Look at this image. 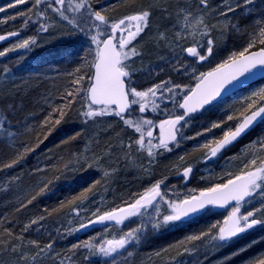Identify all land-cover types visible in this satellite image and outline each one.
Instances as JSON below:
<instances>
[{
  "label": "snow or ice",
  "instance_id": "obj_1",
  "mask_svg": "<svg viewBox=\"0 0 264 264\" xmlns=\"http://www.w3.org/2000/svg\"><path fill=\"white\" fill-rule=\"evenodd\" d=\"M122 3L125 0H121ZM99 3V0H96ZM254 0H236L235 3H225L222 8L217 10L218 15L224 18L223 24L225 29L237 32L245 38V41L239 51H233L229 56L218 63L208 72H200L195 75V87L182 86L174 83L171 79L153 84L145 90H138L132 82L135 69L132 68L133 58L141 57L142 51L133 42L139 41L142 35H146L151 27L153 14L159 12L163 18L173 21V28L177 29L174 33L172 43L180 48L181 52L192 57L195 61L203 62L213 55L215 40L211 36V32L215 29V25L207 22L208 14L213 10L210 0H195L194 3H177L172 4H148L141 5L131 14L123 15L120 18L110 16L109 9L116 10V5L95 7L93 0H12L6 6H0V13H4L7 9L16 8L17 5L30 4L27 12H17L0 18V24L7 23L9 20H16L23 17L24 25L31 21L28 13L39 17L42 20L54 21L55 23H66L67 30L62 33L68 38H83L87 42L88 49L86 54L81 58L78 66L68 75L73 79L72 85L76 86L72 90H65L61 97L65 103L53 107L51 112L45 117L43 124L47 125L53 120V127L60 125L62 121L69 118L70 113L76 112L83 119V123L94 121L95 118L107 115H115L119 117L127 128L132 129L139 136L126 147L129 152L125 156L131 154L133 144L137 151L144 150L147 153L149 163L151 164L164 151H171L170 145L179 146L180 140L183 139L181 128L188 123L187 118L191 114L204 109L213 100L221 95L229 85L234 81H238L241 77L253 75L254 70L264 69V19L255 20L252 31L242 29L239 22L233 23L229 19V14H235L237 10L247 12ZM170 9L172 11H170ZM174 11V15H173ZM51 12L53 15H49ZM53 24L41 23L40 30L48 32ZM169 29L164 28L163 31L157 30V34L153 40L157 43L160 41L168 42ZM19 35L18 32H8L6 35H0V41H4L9 37ZM199 35L200 40L195 39ZM186 36L192 37V46L183 47L180 44ZM206 38V39H205ZM203 40V43H201ZM37 45L35 37L24 39L14 44L12 47L0 51V57L6 56L8 52L17 49H27ZM92 55L93 59L89 60L88 56ZM187 68L183 62L179 67L175 68L179 71ZM7 71V69H5ZM82 82H86L82 85ZM186 89V91H185ZM165 93L169 94L165 97ZM182 95L181 101H176L177 95ZM77 97H81L86 102V108L83 110L75 109L74 102ZM173 100L176 107L182 109L180 114L171 115L168 119L161 120L159 123L160 139L155 145L152 143L153 132H146L147 141L145 140V126H153L154 121L150 119L140 118L133 120L127 116L133 105L139 106V112L144 113L149 104L152 110L158 108L157 99ZM247 106L241 118L234 115L227 116V121L237 120L234 126L228 127L222 132L219 138H213L200 145L206 149L205 160L217 157L219 154L227 150L258 122H264V87L255 91L247 98ZM250 113V114H248ZM184 122L183 124L181 122ZM225 121L214 122L211 127L204 129V132H211L213 129L222 127ZM28 130L31 128L29 126ZM51 128L48 129L49 133ZM0 134L10 138V146L15 151V158L7 163L0 164V171L13 168L19 164L30 152L35 148L29 147L26 142H20V146L16 147L17 134L7 127V117L0 118ZM203 133L198 132L196 136ZM81 132H76L70 139L76 140L80 138ZM196 137H187V139H195ZM47 139V136H45ZM43 143V141H39ZM248 151L251 159L244 163L245 169L239 175L229 178L226 182L213 184L195 193V189L189 190V194L183 197H169L164 189L167 177L156 180L149 187L144 188L140 193L131 196L130 200L123 202V206L114 207L109 210H101L99 205L95 210L90 212L94 219H89L87 223H81L80 229L87 228L97 223L107 225L113 223L115 225H124L126 222L133 221L137 218L139 223L135 227L129 228L127 231L119 235V238L113 236L111 239H103L97 243V238L85 240L82 243L72 245L73 250L80 248L85 249L89 255H102L103 257L115 258L126 251L130 246L138 245L145 237L146 233L161 232L163 229L178 226L193 217L206 212L210 206L218 208H230L227 216L222 221H216L209 225L206 230L188 235L178 244L183 247V252L189 255L197 254L201 251V247H210L220 249L226 245H230L236 239L242 238L243 235L256 226H264V135L259 136L256 140L250 142ZM37 147L39 144L36 145ZM155 149V150H154ZM107 155L105 151L101 155H94L92 163H88L85 159L84 163L89 168L100 166L104 157ZM183 160V157L180 158ZM259 161V164L257 163ZM67 168L68 165H65ZM42 169L37 168L39 172ZM116 170L113 169V175ZM193 173L191 165L184 167L181 179L188 181ZM110 176L108 171H104L103 178ZM52 181L42 182L35 190V194L21 202L17 211L27 208L37 197L46 194L50 190ZM101 181H95L93 185L85 188L78 195L73 196L69 204L74 206L71 212L79 216L82 210L87 208V204L92 202V198L97 193L93 192L96 185ZM163 186V187H162ZM258 201V206L254 202ZM251 205V208L246 206ZM61 208L64 202H61ZM48 211V209H45ZM52 211H57L53 209ZM45 217L39 216L31 219L22 228V233L27 232L33 225H38ZM78 229H70L69 234ZM7 234L13 236L9 228H4L0 235ZM14 239L22 240L23 237H14ZM199 242V246L197 244ZM34 245L38 252L34 256H29L21 250V245L7 243L0 239V245H4L3 252L18 256L20 260L27 262L35 260L42 253L50 252L53 244L50 242L43 247L35 241L28 242ZM256 241L245 244L236 249L230 255L224 257L220 264H232L234 257H239L242 253L248 251ZM169 247H175L170 245ZM167 251V249L163 250ZM131 256V252H127ZM156 255H160L159 252ZM207 255V253H205ZM85 259H88L86 256ZM62 264V262H61ZM245 264H264V254L258 255L256 258L248 259Z\"/></svg>",
  "mask_w": 264,
  "mask_h": 264
},
{
  "label": "trees",
  "instance_id": "obj_2",
  "mask_svg": "<svg viewBox=\"0 0 264 264\" xmlns=\"http://www.w3.org/2000/svg\"><path fill=\"white\" fill-rule=\"evenodd\" d=\"M210 2L213 9L216 5L218 6L229 2L235 3L236 0H210ZM232 15L233 23L238 21L242 29H247V31L251 32L255 20L264 19V0H256L249 6L247 12L244 10H237V12ZM16 30L21 33L23 32L17 25L12 28L3 29L1 32ZM244 41L245 38L237 32L229 31L225 29V27L220 26L216 48H222V46H224L222 49L225 47L228 48L221 52L222 57H224L233 51H239ZM81 44L82 43H70L66 46L60 45L59 49L55 48V50L47 51L43 57V53L40 54L36 52L31 57L21 61L22 64L19 68L21 69V73H19L17 69H12V71L15 70L14 73L17 76L23 77V72L29 73L32 71L30 70L31 68L38 69L41 65L42 58L46 56L52 58L73 56L78 58L80 55L76 53L81 50V47H79ZM4 46L5 45H1L0 50ZM86 51L87 49L83 54H85ZM226 58L227 57L223 60ZM92 59L91 57V60ZM19 63L20 62H18V64ZM72 79L71 76L65 79L54 78L51 80H36L31 78L27 79V82L23 80L24 84L18 85L15 89H12L9 85L10 83L5 86L6 92L8 91L10 95L13 94L12 105L14 108H12L11 112L4 111V113L8 119L7 127L17 134L16 147L20 146V142H26L29 147L35 148V151L28 153V155L13 168L0 171V232H2L4 228H9L13 233V236H7L6 233L0 235V239L4 240L5 244L13 243L21 245V250L25 253H28L31 246L38 250L34 245L28 243L32 240L37 241L41 247L50 242L55 244V248L59 250L60 256H66L74 251L80 250H73L72 245L82 243L87 240V236L91 234V232L93 233L97 230L93 228L77 235L73 234L66 236L63 232L65 223L69 215L74 214L71 212V208L74 205L69 204L68 201L85 188L93 185L95 181L99 180L101 184L93 188V192L97 194L92 198V202L88 203L90 204L89 216H91L90 212L95 210L98 205L102 211L123 206V202L130 200L132 195L142 192L144 188L149 187L151 183H154L162 177H171L170 179L172 180H179L177 176L179 171L172 170L176 166L175 163L171 161L168 162V160H173V158L168 155V151L164 152L163 155L157 156L151 164L149 163L141 166L142 164L139 165L136 161V163H131V167L127 165L128 168L134 171H128L129 169L124 165L119 169L118 162L121 159L120 154L123 156L126 152L124 147L119 145L121 141L119 136L123 138V132L118 133L119 135H114L105 131H99L98 129H92L93 126L90 127L88 123H83L82 117L76 112L70 113L66 121H62L60 125L55 127H53L55 114H53L54 118L52 121H49L47 125L43 124L45 117L51 112L53 107L65 103L61 98L65 90H72L76 87L72 85ZM84 83L86 82H82V85ZM261 87H264V79L246 87L239 91V93H247L252 91V89H259ZM232 96L224 100L227 101L231 99ZM213 106H216V104L209 106L207 109L191 117L195 118L205 114L209 115L208 112L213 109ZM73 107L83 110V108H86V102L81 97H77V101L74 102ZM133 113L134 108L127 116L130 118L133 116ZM236 122L237 120H233V122H229V124H233L234 126ZM29 126L31 128L30 131L28 130ZM50 128L52 130L49 133L48 129ZM78 131L81 132L80 138L71 140L70 138ZM260 134H264V122H261L253 128L238 143L223 152L216 159L234 156L236 154L235 151H237L239 147ZM221 135L222 133L217 138ZM45 136H47V139H45ZM2 138L3 140H0V164L7 163L15 158V151L13 147L10 146V138ZM39 141H43V143H39ZM37 144H39L38 147L36 146ZM105 151H107V155L109 154L110 157L108 160H110L109 164L105 165V163H102L98 166L101 171L97 166L89 168L88 164L84 163L85 159L88 160V163H92L94 155H101ZM140 155H142V153H140ZM193 157L191 156L189 158L192 163L194 161ZM173 161L178 162L177 159ZM65 165H68V167L66 168ZM234 167L237 166L232 163L228 164V169L225 172L219 173L216 180H213L214 183H223L229 178L238 175V171H235L233 169ZM37 168L42 170L37 172ZM113 168L119 169V172L117 171L114 175H110L107 179L103 178L104 171ZM3 173L4 176L2 175ZM194 175L191 182L192 180L194 182V178H196ZM110 179L111 181L107 183V180ZM48 180L53 182L52 185H50V190L47 191L46 194L37 197L27 208L17 211L20 203L26 202L27 198L35 194V190H38V186L41 185L42 182ZM61 202H64L63 208L60 207ZM45 209H48V211H45ZM53 209H57V211H52ZM223 212L224 211L216 210L208 214L206 219L195 218V221L188 220L178 224V226L163 230L159 236L148 241L147 246L144 248L145 251L143 252L145 255L137 257L136 260L131 259L132 261L123 264H184V259L188 258L190 255L183 252V247L180 246L178 242L187 237V233L193 232L200 224L205 225L210 221L213 222L216 220L222 221L224 219ZM202 214H204V212L199 216ZM42 215L45 219L40 221L39 225H33L27 232L22 233L21 230L25 224L31 219ZM91 218L92 217H90V219ZM114 230L115 229L110 228L108 232L110 238ZM19 236H22L23 239H14V237ZM253 241H256V243L249 248L247 252L242 253L239 257H234L232 264H245L248 259L256 258L258 255L264 254V226L250 230L245 233L242 238L236 239L231 242L230 245L222 247L217 257L212 256V259L209 261L207 260V263L204 264H220L224 257ZM170 245H174L175 247H169ZM3 247L4 245H0V264H14L20 260L18 256L4 253L2 250ZM165 249H167V251H163ZM203 249H205V247H203ZM151 250L156 251L149 253ZM157 252H159L160 255H156Z\"/></svg>",
  "mask_w": 264,
  "mask_h": 264
},
{
  "label": "rangeland",
  "instance_id": "obj_3",
  "mask_svg": "<svg viewBox=\"0 0 264 264\" xmlns=\"http://www.w3.org/2000/svg\"><path fill=\"white\" fill-rule=\"evenodd\" d=\"M256 0H254L255 2ZM12 0H0V6H6L7 4L11 3ZM195 0H125L124 3L121 2V0H99V3H96V0H93V4L95 7L99 8L101 6H108L115 4L116 10L113 11L111 8L109 9V15L113 16L115 18H120L123 15L131 14L134 11H136L139 6L141 5H148V4H172L175 6L177 3H194ZM225 4V3H224ZM224 4L216 5L213 7V11H211L207 16V22L211 25H215V29L211 32V36L215 40L214 45V52L211 57L208 58V60L199 62L195 61L192 57L187 56L186 53L181 52L180 48L177 47L174 43H172V39L174 37V33L177 29L173 28V21L167 18H163L162 14L159 12H155L152 17L151 21V27L147 31L146 35H142L141 38H139V41H134V44H137V47L141 49L142 56L141 57H135L133 58L134 62L132 63V68H134L136 71L132 77V82L135 87H137L138 90H145L148 87H151L153 84L160 83L164 80L171 79L174 83L180 84L182 86H188L193 87L196 80L194 79V73L193 69H195V75H198L200 72H205L209 70L210 68H214L218 63L222 62V60L226 56L222 57V51L227 50L228 48L224 46L216 48L217 47V41L219 39V31L220 26L224 27L223 21L224 18L218 15L217 10L219 8H222ZM30 7V4H22L17 5L16 8L7 9L6 12L0 13V18H4L9 15H14L17 12H27V9ZM170 11H172L170 9ZM173 11V15H174ZM28 15L31 16V21L24 25L23 23V17H18L16 20H9L7 23L0 24V32L3 29L12 28L17 25V27L23 31L19 36L13 38L6 44L5 46L0 50L3 51L4 49L12 47L14 44H17L21 42L24 39H28L30 37H35L37 40V45L31 46L27 49H17L16 51L8 52L6 56L0 57V118H3L5 115L4 111L11 112L13 107V94H8V91L6 92L5 86L9 84L12 89L17 88L18 85L24 84L25 80L27 82V79L34 78L36 80H51L54 78L59 79H65L69 77V73H71L81 62V58L86 54H83L86 49H88L87 42L84 41V39L81 37L79 39L73 37L68 38L62 35L64 31L67 30V25L64 22L55 23L54 21L48 20H42L39 17L33 15L32 13H28ZM49 15H53L51 12H49ZM232 14H229V19L232 20ZM41 23H48L53 24L54 26L49 28L48 32H43L40 30V24ZM167 27L169 29L167 35H168V42L160 41L159 43L155 42L153 40V37L157 34V30L163 31L164 28ZM195 39L200 40L201 37L197 35ZM206 39V38H205ZM81 44V50L77 52L76 54L80 55L77 57H63V58H52V57H44L42 58L41 65L38 69H30L29 73L23 72V77L17 76L12 69H17L20 72L21 69V61H24L28 57H31L36 52L46 54L47 51L55 50V48L59 49L60 45H68V44ZM201 43H203V40H201ZM180 44L183 47H189L192 46V37L186 36L184 40L180 41ZM92 55H89L88 58L91 60ZM18 62H20L18 64ZM183 62L184 66L187 68V72L184 71V68H180L179 71H176L175 68L179 67L180 63ZM7 69V71H5ZM23 69V68H22ZM62 77V78H61ZM18 83V84H17ZM5 89V90H4ZM260 89V88H259ZM252 89V91H249L247 93H237L236 95H233L231 99L227 101H220L216 103V106H213V109L208 112V114H205L200 117H190L188 118V123L185 127L181 128V132L183 134V139L180 140L179 146H173L171 151H168L169 154L173 160L177 159L178 162H175L173 160L172 163H175V167L172 169L174 171H182L184 167H187L191 165L194 168V175L196 178H194V182L190 181L188 184L184 183V180L179 178V180H172L171 177L167 178L165 180V185L167 186L164 190L168 192L169 197H175L180 196L183 197L184 195L189 194V190L195 189V193L198 194L200 190L209 187L214 183L213 180H216V177L219 173L225 172L228 168L227 165L232 163L236 165L237 167H234L233 169L235 171H238V174H241L244 171H248L250 169L244 168V163L247 160H250L252 157L248 151V148L251 146L250 142L256 140L259 136L264 135L260 134L259 136L255 137L254 139L248 141L243 146L239 147L237 149L236 154L234 156L228 157V158H218L211 160V162H206L205 160V153L206 149H203L200 147V145L204 144L205 142L212 140L213 138H217L224 130H226L228 127L233 126V124H229V122L233 121H227V116L234 115L237 118H241V114L244 113L243 110L247 106V98L251 96V94L255 91L259 90ZM186 91V89H185ZM169 94L165 93V97H167ZM183 93L180 95H177L175 97L176 101H181ZM157 105L158 108L156 111L152 110L151 104H149L148 109L145 111L146 113H140L139 112V106H134V113L133 116L130 117L133 120H139L140 118L144 119H150L154 121L153 126H145V140L147 141L149 138L146 135V132L148 130H151L153 132L152 136V143L153 145L157 144L160 139V128L159 123L161 120L168 119L171 115L180 114V109L176 107L173 100L171 99H164L161 101L160 99H157ZM23 107V106H22ZM7 117V116H6ZM8 120V119H7ZM225 121L224 124H222V127L219 129H213L211 132H204V129L211 127L212 123L214 122H220ZM184 123V122H183ZM182 123V124H183ZM88 125L92 127V129H98L99 131H105L108 133H112L114 135H119L118 133L124 134L123 138L119 136L121 139L119 145L123 146L125 149V153L129 152V149L126 147L129 143L133 142L135 139L138 138L139 134L135 133L132 129L127 128L123 121L115 116V115H107L103 117L95 118L94 121H89ZM235 125V124H234ZM200 132L203 133L200 136H196V134ZM111 135V134H109ZM5 135L0 134V140H3ZM118 137V136H117ZM187 137H196L195 139H187ZM115 139V136H114ZM122 142V143H121ZM155 150V149H154ZM166 152V151H164ZM163 152V153H164ZM124 153V152H123ZM125 153L123 156L120 157L121 159L118 162L119 169L122 168L124 165L127 167V165H130L131 163L137 161V163L141 166L149 164V160L147 157V153L144 150L137 151L135 145L133 144V147L131 149V154L127 157L125 156ZM142 153V155H140ZM163 155V154H162ZM173 155V156H172ZM193 157V163L189 160L190 157ZM109 154L105 155L104 162L105 165L109 164ZM183 157V160L180 158ZM171 158V159H172ZM106 161V162H105ZM188 161V162H187ZM259 164V161H257ZM139 166V167H141ZM128 168V167H127ZM98 169H100L98 167ZM115 169V168H113ZM113 169H107L112 175ZM119 169H115L117 171ZM132 170L131 168H128ZM101 171V169H100ZM126 171V170H125ZM134 171V170H132ZM119 172V171H118ZM131 172V171H130ZM4 176V173L2 174ZM192 175V178H193ZM163 178V177H162ZM161 178V179H162ZM111 181L107 180V183ZM163 187V186H162ZM256 206H258V201L254 202ZM248 208H251L252 206H246ZM89 210H90V204H87V208L85 210H82L80 212V215L77 216L75 214L69 215L68 220L65 223L64 226V234L66 236L73 235V234H80L85 231V229H80L79 225L81 223H87V221L90 219L89 216ZM230 208H226L224 213V218L227 216L228 211ZM93 211V210H92ZM216 211V209L213 206H210L204 214L201 216H195L191 220L195 221V218L197 219H206V216L212 212ZM93 218V217H92ZM91 218V219H92ZM188 221V220H187ZM220 221V220H216ZM216 221H210L209 223L205 225H199L194 229L193 232L187 233L186 236L195 234L200 232L201 230H206L209 225L212 223H215ZM139 223V220L137 218H133V221L126 222L124 225H115V224H108L105 226H99L95 227L97 231L91 232L87 236V240H92L93 238H97L96 242L100 243L103 239H111L113 236L119 238V235H121L123 232L127 231L131 227L137 226ZM39 225V224H38ZM258 227L263 226H256L254 229H258ZM110 228L115 229L114 233L110 234L108 233L110 231ZM36 229V228H35ZM70 229H78L76 231H73L71 234H69ZM93 229V228H92ZM252 229V230H254ZM165 230V229H163ZM151 232L149 231L146 233L145 237L142 239L141 243L138 245L130 246L126 251H124L122 254L118 255L115 258V264H123L126 262L132 261L131 259L136 260L137 257H141L142 255H145L143 252L145 251L144 248L147 246L148 241L152 238L159 236L162 232ZM36 231V230H35ZM37 232V231H36ZM39 233V232H38ZM199 246V242H197ZM220 249H214L210 247H201V251L197 254L190 255L188 258L184 259V264H204L207 263V260L209 261L212 259V256L219 255ZM55 248V244H53V247L50 252H45L40 254L36 257L35 260H28L27 262L19 260L14 264H113V258L111 257H103L102 255H89V253L83 249L80 248L79 251H74L69 255L66 256H60V252H58ZM156 250H151L149 253L155 252ZM38 250L32 248L28 251L29 256H34ZM127 252H131L132 255L128 256ZM207 253V255H205ZM88 257V259H85V257ZM129 260V261H127Z\"/></svg>",
  "mask_w": 264,
  "mask_h": 264
},
{
  "label": "water",
  "instance_id": "obj_4",
  "mask_svg": "<svg viewBox=\"0 0 264 264\" xmlns=\"http://www.w3.org/2000/svg\"><path fill=\"white\" fill-rule=\"evenodd\" d=\"M10 32H13V31H10ZM16 32H18L19 33V35L21 34V32L20 31H18V30H16ZM8 32H2V33H0V35H6ZM19 35H17V36H19ZM17 36H13V37H9L8 39H6V40H4V41H0V46L1 45H4V44H6L7 42H9L10 40H12L13 38H15V37H17ZM210 71V70H209ZM261 79H264V69H259V70H254V74L253 75H247L246 74V76L245 77H241L238 81H234L231 85H229L224 91H222L221 92V95L219 96V97H217L215 100H213L209 105H206L205 107H204V109H206L207 107H209V106H211V105H213V104H215V103H217V102H219V101H221V100H224V99H226V98H228V97H230V96H232L233 94H235L236 92H238V91H240V90H242V89H244V88H246L247 86H249V85H251V84H253V83H255V82H257V81H259V80H261ZM196 84V83H195ZM195 84H194V86L193 87H195ZM182 100V99H181ZM133 109V106H132V108L130 109V111ZM204 109H202V110H204ZM202 110H199V111H197L196 113H198V112H200V111H202ZM129 111V112H130ZM181 111H183L182 109H181ZM128 112V113H129ZM127 113V114H128ZM144 113H146V112H144ZM196 113H194V114H196ZM194 114H191V115H194ZM248 114H250V113H248ZM181 123H183V121L181 122ZM261 122L260 121H258L248 132H247V134L253 129V128H255L257 125H259ZM247 134H245V135H243L239 140H238V142L243 138V137H245ZM238 142H235L233 145H235L236 143H238ZM232 145V146H233ZM232 146H230V147H232ZM229 147V148H230ZM228 148V149H229ZM227 149V150H228ZM226 151V150H225ZM224 151V152H225ZM223 153V152H222ZM221 153V154H222ZM220 155V154H219ZM218 155V156H219ZM217 156V157H218ZM216 157H214V158H211L210 160H213V159H215ZM207 161H209V160H207ZM180 173H182V171L180 172ZM180 175V174H179ZM190 180H188V181H185L184 180V182L185 183H188ZM216 210H218V211H223V210H225L226 208H218V207H215V206H213ZM94 219V218H93ZM109 224H113V223H109ZM108 225V224H107ZM99 226H105L104 224H99V223H97V224H95V225H92V226H89V227H87V228H84L85 230H89V229H92V228H95V227H99Z\"/></svg>",
  "mask_w": 264,
  "mask_h": 264
},
{
  "label": "flooded vegetation",
  "instance_id": "obj_5",
  "mask_svg": "<svg viewBox=\"0 0 264 264\" xmlns=\"http://www.w3.org/2000/svg\"><path fill=\"white\" fill-rule=\"evenodd\" d=\"M180 113H181V111H180ZM191 116H193V115H191ZM191 116H190V117H191ZM190 117H188V118H190ZM188 118H187V119H188ZM209 162H211V161H209ZM180 172H181V171H180ZM180 172H178V175H177L178 178H181V175H179ZM193 174H194V169H193V173H192V175H193ZM192 175H191L190 181H191V179H192ZM190 181H189V182H190ZM189 182H188V183H189ZM184 183H185V182H184ZM188 183H185V184H188Z\"/></svg>",
  "mask_w": 264,
  "mask_h": 264
}]
</instances>
